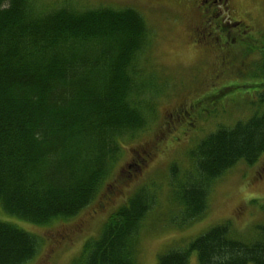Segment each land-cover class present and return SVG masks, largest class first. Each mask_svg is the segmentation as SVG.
Wrapping results in <instances>:
<instances>
[{"label": "trees", "instance_id": "16d2710c", "mask_svg": "<svg viewBox=\"0 0 264 264\" xmlns=\"http://www.w3.org/2000/svg\"><path fill=\"white\" fill-rule=\"evenodd\" d=\"M39 2L0 0V211L45 224L75 216L95 199L123 138L147 123L141 98L149 87L132 64L147 34L137 11L38 9ZM261 87L260 111L218 127L191 150L193 175L171 167L178 225L205 213L215 180L264 152ZM153 200L146 190L133 194L69 264H136L141 223ZM257 233L243 241L231 236L228 222L220 223L159 255L158 264H191L193 253L196 264H264V225ZM38 246L36 236L0 220V264H25Z\"/></svg>", "mask_w": 264, "mask_h": 264}, {"label": "rangeland", "instance_id": "374dc122", "mask_svg": "<svg viewBox=\"0 0 264 264\" xmlns=\"http://www.w3.org/2000/svg\"><path fill=\"white\" fill-rule=\"evenodd\" d=\"M52 6L77 11L131 8L143 17L145 44L132 64L141 71V85L149 87L141 98L147 123L123 138L121 153L95 199L75 216L34 224L0 211L1 221L39 240L25 264H69L84 242L97 237L108 217L140 190L152 194L154 204L141 223L136 264H158L159 255L187 246L224 222L232 237L258 238V227L264 225V152L255 163L239 161L215 180L205 213L185 225L176 222L181 208L172 194L170 169L175 165L180 174L192 173L191 150L202 138L260 111L264 0H228L227 9L215 19L223 24L228 41L209 34L206 19H196L183 0H40L37 7ZM190 263L196 264L195 253Z\"/></svg>", "mask_w": 264, "mask_h": 264}, {"label": "flooded vegetation", "instance_id": "af4514ba", "mask_svg": "<svg viewBox=\"0 0 264 264\" xmlns=\"http://www.w3.org/2000/svg\"><path fill=\"white\" fill-rule=\"evenodd\" d=\"M183 1L188 3L189 8L192 11L197 13L196 19H206V21H204L205 23L204 28L210 31L209 34L214 33L217 37L216 39L224 37V39L228 41L229 35L228 34L224 35L226 31L224 29L223 24L215 20V19H219L218 15L220 12L223 11V9L224 10L227 9L228 0H183ZM207 19H210V20L208 21ZM207 22L209 23L208 25H207ZM233 29H236V28H233ZM236 38L237 37H235L233 40L238 42ZM233 40L232 42H234ZM239 42H238L239 45L243 44L244 42L243 37L240 36Z\"/></svg>", "mask_w": 264, "mask_h": 264}]
</instances>
